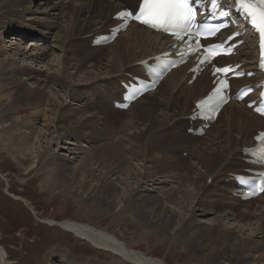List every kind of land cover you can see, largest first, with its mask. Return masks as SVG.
I'll use <instances>...</instances> for the list:
<instances>
[{
  "label": "bare ground",
  "instance_id": "1",
  "mask_svg": "<svg viewBox=\"0 0 264 264\" xmlns=\"http://www.w3.org/2000/svg\"><path fill=\"white\" fill-rule=\"evenodd\" d=\"M34 1L44 5L39 12L31 8ZM74 1L0 0V55H6L0 59V140L6 141V144H1L3 145L2 151L13 155L17 152L24 156L23 160L26 156H32L33 161L29 160L32 162L31 167L36 162L39 163V157L49 152L51 157L45 168L49 177L39 183L40 187L49 190L58 187L68 189L66 191L79 194L80 198L86 196L87 201H95L102 207L129 211L142 225L160 229L162 234H170V232L175 235L180 234L186 244L191 242L192 246L188 244L189 247L203 262H209L208 264H260L259 261L262 260L264 264V206L255 210H249L248 206V212L239 211L238 205L241 204L238 201L240 200L231 194L234 181L230 179V174H227V172L240 173L231 168L239 166L238 160L242 156L241 149L252 145V136L264 126L263 119L253 114L243 104L226 105L220 111L214 124L215 126L222 119L225 120V131L223 129L218 136V139L224 138L225 140H217L204 147L197 145L192 148L190 146L191 149L188 150L195 163L184 167L187 170L184 174V181L189 183L190 188L184 184H178V187H175L173 183L170 185L171 188L165 189L166 183L182 177L175 171H178V163L185 161L177 157L172 158L170 154L178 147L176 141L180 140L179 135H181L179 132L178 135L173 128L187 122L182 117L190 113L193 100L203 96L209 90L211 77L207 72H203L188 86L186 83L190 75L187 74L186 66L180 67L171 71L155 91L136 100L127 110L107 108L108 99L112 105V101L117 100L116 98L121 93V88L119 85L115 86V81L125 79V73L132 72V70L139 71L135 62L161 52L169 38L132 24L109 45L90 48L92 54L87 52L80 59H76L75 54L78 51L72 46L77 43V39L90 33L107 32V28L118 22L113 19V14L122 9L124 3L129 0H77L79 6H70V3ZM47 2H49V7L45 5ZM24 13H30L27 16H32L27 24L24 22V16H26ZM58 20L61 23H68L66 28L59 27L53 35L52 43L57 45L54 47H58L59 52L62 53V72L61 74H47L42 80L35 68L20 65V62L14 58L18 56V59L22 61L28 59L36 65H44L47 49L38 53L40 50L38 45L30 44L27 48V45L21 42L28 35V37H40L44 40L47 35L43 30L50 29ZM13 25L18 26V30H15L16 27ZM11 33L22 37L17 42L19 45H15L13 51L16 56L13 59L8 53L10 46L7 48L3 44L4 37ZM15 43L12 40L10 45ZM54 47L52 46L51 50ZM102 49H112L110 53L112 56L108 59L103 56L95 57L94 53ZM255 51V43L252 38H249L246 43L237 48V55L226 59L223 63L244 61L241 68L251 69ZM75 60L77 63L72 64ZM87 63H90V67L93 70L96 69V72L90 71L85 66ZM70 69L73 71L69 72ZM26 81H33L36 88L31 89ZM250 81L252 79L244 78L236 82L237 86H242ZM50 82L58 86L59 90L61 89L60 92H63L61 100V95L55 91L51 92V97L47 94L53 89ZM72 84L74 86L70 88ZM97 86L102 87L100 93L89 92L91 88ZM159 88H163L162 100H157L153 96ZM147 97L153 98L148 104L146 103L145 107L137 109V106ZM179 97H185L184 104L178 103ZM64 98L69 102H81L83 99L85 101L82 106L80 105V109L77 108L78 111L74 109L73 113H69L70 109L66 107ZM157 107L160 108L161 114L158 113L159 111L155 113ZM63 108L67 111V116L71 118L67 117L64 120L66 117L63 115ZM131 112L132 119L128 123L112 118L105 119L104 123L108 125L106 130H110V133H101L102 130L98 128L100 122L96 114L121 116ZM40 117L43 119L41 118V123L36 127ZM234 133L237 136H234ZM116 135H119V138L115 137ZM99 137H109V140L106 143L97 144L93 138ZM31 138L34 139V143L30 141ZM190 138L196 141L197 137ZM82 142L89 145L79 159L80 165L71 167L70 172H67L65 165L61 163L65 160H61L64 156L60 152L64 151L68 157L71 155L70 162L76 160L73 158L79 157L77 155L81 152L78 151L75 155L73 150L76 147L71 146L81 145L82 147ZM174 142L177 144H173ZM219 142L224 143V146H219L217 144ZM7 143L11 145L8 146ZM155 147H162L164 154L169 155V162H159L163 157L159 160L154 157L152 151ZM181 147L184 148V146ZM220 148L223 149L220 150ZM149 156L154 159L150 160ZM148 162L154 163L153 167L157 173L149 169ZM137 164L142 167L138 168ZM93 165L97 167L94 168ZM194 167L197 170L195 177L191 174ZM95 169H98L96 175ZM111 176L114 178H110ZM149 178L154 179L151 184H148ZM208 178L212 179L210 185L207 182ZM128 179L134 184L131 185L132 182ZM203 179L207 181L202 182ZM149 185L151 189L148 188ZM214 186L224 187L214 190ZM156 190L161 192L164 200L160 195L151 196L150 192ZM177 194L184 198L186 206L182 205L180 197H176ZM12 198L24 203L27 200L16 195ZM221 198L233 202L228 207V204ZM262 199H264V192L256 199L245 203L249 204ZM165 203L178 206L183 213L173 214ZM215 207L220 209L219 213H215ZM227 209L233 221L244 222L243 225L247 226L249 233L244 234L246 238H240L238 235L233 238L224 229L222 222H224L223 219H228ZM211 211L215 219L208 218L206 222L211 220L212 223L207 224L202 220L212 213ZM48 222L51 226L57 225L80 241L88 243L91 248L109 253L112 256L113 263L111 264H169L163 259L132 248L120 236L110 233L111 231L99 229L93 224L75 220H48ZM62 251L54 249L49 251L46 254L45 264H98L95 261L92 262V259L90 261L82 258L72 259ZM0 264H13L8 260L1 246Z\"/></svg>",
  "mask_w": 264,
  "mask_h": 264
},
{
  "label": "rangeland",
  "instance_id": "2",
  "mask_svg": "<svg viewBox=\"0 0 264 264\" xmlns=\"http://www.w3.org/2000/svg\"><path fill=\"white\" fill-rule=\"evenodd\" d=\"M138 0H129L124 3L123 6H132L135 7L136 3ZM51 2H56V0H51ZM75 5H74V4ZM38 4V1H34L31 4L32 10H37L39 12L40 9L44 7V5ZM45 5L49 7V2H47ZM33 6V7H32ZM42 6V7H41ZM70 6H79V1L75 0L74 2L70 3ZM39 7V8H38ZM26 16H24V22L27 24L29 22V18L32 16H27V14L30 13H24ZM39 14V13H38ZM27 20V21H26ZM56 22V21H54ZM52 23V22H51ZM59 23V24H58ZM64 24V25H63ZM64 26L65 28L68 27V23H61L60 20L57 21V23H53V26L47 30L44 29L43 32H46L47 38L44 40L40 37L37 38H32V37H25L22 39L20 36H16L15 33H11L4 37V42L3 44L9 48L10 50L8 53L10 54L9 56L15 57L14 55V48L16 47L15 45H19V39L23 42H21L23 45H27V48L30 46V44L38 45L40 50H38V53H40L43 49H47V57L45 59L44 65L38 64L36 65L35 63H32L31 60L25 59L22 61V59H18V56L15 57L17 62H20V65H27L30 68L36 70V72L40 75L41 79L50 73H56V74H61L62 72V65H61V54L58 50V47H54L57 45L52 44L55 33L58 31L59 27ZM13 27H16L15 30H18V26L13 25ZM42 29V28H40ZM33 32V31H32ZM19 35V33H17ZM14 35V36H13ZM52 35V37H51ZM92 35V34H91ZM16 37V38H14ZM20 37V38H18ZM90 35H84L77 39V43L72 46L73 49L78 51L75 54L76 59H80L81 56H83L85 53L87 54L91 52V49L89 47V40H90ZM15 39V40H14ZM18 39V40H17ZM36 39V40H35ZM48 39V40H47ZM16 42L13 45H10L12 42ZM31 41V42H30ZM25 42V44H24ZM36 43V44H35ZM40 43V45L38 44ZM21 45V47L23 46ZM51 45V46H50ZM54 47L51 50V47ZM50 47V48H49ZM79 49V50H78ZM75 51V52H76ZM101 51V53L99 52ZM81 52V53H80ZM112 52V49H102L96 51L94 53L95 57H106L108 59L112 55L110 54ZM79 54V56H78ZM82 54V55H81ZM6 55H0V59L4 58ZM20 60V61H19ZM27 60V61H26ZM106 61V60H104ZM26 62V63H25ZM77 61H72V64H76ZM48 64V65H47ZM136 64V62H135ZM90 63H87L85 66L90 69V71L96 72V69L93 70L92 67H90ZM136 66V65H135ZM73 69H70L69 72H72ZM134 71V73H133ZM35 72V71H34ZM132 74H137L138 71L132 70V72H129ZM127 73H125L126 75ZM28 86L31 89H35L36 85L32 83L31 81H26ZM67 84L69 83L66 80ZM51 84V82H50ZM49 84V85H50ZM188 86V82L186 83ZM52 85V84H51ZM119 85V80L117 79L115 81V86ZM32 86V87H31ZM73 84L70 86V88H73ZM114 86V87H115ZM52 90L48 92L47 94L51 97L52 93L51 92H57L61 96L60 100L63 97L62 91L60 92L58 86H51ZM99 88V89H98ZM48 89V88H47ZM102 87H95L91 88L89 92L92 93H100V90ZM68 90V89H67ZM97 90V91H96ZM59 91V92H58ZM162 93H161V92ZM54 96V95H53ZM65 96V94H64ZM155 96V99L157 100H162L163 96V88H159V90L153 95ZM57 98V97H56ZM153 97H147L145 98V101L140 103L137 106V109L140 107H145L146 103L148 104L149 100L152 99ZM184 98L185 97H179L178 98V103L179 104H184ZM58 99V98H57ZM65 99V98H64ZM68 99V98H67ZM118 99V98H117ZM59 100V101H60ZM85 99L81 100V102H75V101H68L65 99V105L67 108L70 110L69 113H73L74 109L77 110V108H81L82 104L84 103ZM60 103V102H59ZM68 104V105H67ZM60 105V104H59ZM81 105V106H80ZM107 108H111V103L110 100L108 99V102L106 103ZM63 115L66 117L64 120L67 119V114L66 110L63 108ZM159 111V112H158ZM158 112L161 114L160 108H156L155 113ZM157 113V114H158ZM158 114V115H160ZM99 117V122L100 125H98V128L102 130L101 133H110V130H106L108 125H105L104 121L105 119H116L124 123H128L132 119V112L131 113H125L124 115L121 116H114L111 114H105V113H100L96 114ZM110 116V117H109ZM185 117V116H184ZM182 117V119H184ZM43 117H40V121L38 124H36V127L41 123ZM71 118V117H68ZM185 120V119H184ZM223 121V122H222ZM222 121L218 122L215 126L214 125L207 131L205 138L203 137L202 140L201 137H197L196 141L194 139H191L190 137H194L190 134L186 133V127L187 123H184V125H178L176 128L174 127L173 130L179 135L180 140L174 142L173 144H177L178 147L175 148L170 154L172 158L177 157L178 159H185L183 163H178V171H175L178 175L182 176L179 178H175L173 182L166 183L165 184V189L171 188V184H175V187H178V184H184L190 188L189 183L187 181H184V174H186L187 170L184 168L187 165H194L195 160H192V155L190 154L191 147L193 148L194 146L201 145L202 147L204 146H209L212 144V142H216L217 140H225L223 139H218L219 133L224 129L225 126V120L222 119ZM221 123V124H220ZM219 124V126H218ZM215 127V128H214ZM140 128H143L140 126ZM162 130V129H161ZM212 130V131H211ZM106 131V132H105ZM138 130H136L137 132ZM164 131V130H162ZM225 131V129L223 130ZM222 131V132H223ZM133 132V130H132ZM179 132V133H178ZM212 133V134H211ZM103 135V134H102ZM234 136H237L235 133L233 134ZM189 138H188V137ZM115 137L119 138V135H116ZM182 137V138H181ZM208 137V138H207ZM103 140H101V139ZM187 138V139H186ZM216 138V139H215ZM97 144L102 143V142H107L109 140V137H99V138H93ZM2 140V139H1ZM0 140V246L4 249V251L7 254L8 260L13 263V264H45V258L46 254L49 251L54 250H63L65 254L69 255L72 259L74 258H82L85 261H95L98 264H111L112 262V256L107 253V252H101L99 250L93 249L90 247V245L84 241H80V239L76 238L74 235H72L69 232L64 231L57 225L51 226L48 222V220H56V221H63V220H75L79 222H85L89 224H93V226H96L99 229L111 231L110 233H114L117 236H120L127 244L132 246V248L142 251L144 253L150 254L152 257H157L160 259L165 260L166 263L169 264H208L207 262H203L202 260L199 259L198 255L196 253H193L192 249L189 247L192 246L191 242H188L187 244L185 243L186 241H183V237L180 234L175 235V233L171 234H162L161 230L155 229V228H150L147 226L142 225L134 216L131 214L129 211H120L117 208H106L102 207L100 205H97L95 201H87L86 196L80 198L81 196H78L79 194H73L70 193L69 191H66L68 189L64 188H56V189H45V187H40L39 183L45 179H48L49 174L47 173L46 165L47 161L49 160V157H51V154L48 152L47 155L44 156V154L39 157L38 162L35 163L34 166L31 167L30 161L32 160V156H29L24 158L23 160V155L19 154L16 152V155H13L12 153L9 154L7 152L2 151L3 149L2 146L6 144V141L3 139V141ZM44 141V139H42ZM192 140V141H190ZM31 142L34 143V139L30 140ZM5 142V143H4ZM199 143V144H198ZM210 143V144H209ZM3 144V145H1ZM172 144V145H173ZM219 146L224 143H217ZM8 145V143H7ZM6 145V149H7ZM11 144L9 143L8 146ZM38 145V144H37ZM88 143L82 142V147L76 145V146H71V147H76L73 150V153L76 154V152H81L79 157L73 158L76 160H72L71 162L69 161L70 158L72 157L71 155L68 157L66 154L63 152L61 160H65L63 165H65L67 172H70V168L73 166H79L80 161L79 159L83 156V154L86 152ZM181 146H184L181 147ZM191 146V147H190ZM85 147V148H84ZM186 147V148H185ZM157 149V150H156ZM223 148H220L222 150ZM54 150V149H53ZM52 150V152H53ZM186 150V151H185ZM238 150V149H237ZM154 157L158 160L160 159L159 162H169L168 157L166 154H164L162 147L160 148H153ZM159 155H158V153ZM238 153L240 152L239 150L237 151ZM50 155V156H49ZM162 155V156H161ZM16 156V157H13ZM152 156V155H151ZM149 156L150 160H153L154 158ZM190 156V157H189ZM189 157V158H188ZM28 158V159H27ZM66 158V159H64ZM17 159V160H16ZM72 159V158H71ZM241 159V160H240ZM21 160V161H20ZM23 160V161H22ZM30 160V161H29ZM79 161V162H78ZM27 162V163H26ZM194 162V163H193ZM239 166L237 168H231L233 171L237 172H242V169L246 166L244 162L242 161V158H239L238 160ZM29 163V164H28ZM65 163V164H64ZM78 163V164H76ZM136 163V162H135ZM134 163V164H135ZM40 164V165H39ZM141 165L143 163H140ZM30 165V166H29ZM149 169L153 170L156 172V169L153 167L154 163H149ZM25 166V167H24ZM29 166V167H27ZM136 166L142 167L139 164ZM27 167V168H26ZM93 167H97V165H93ZM181 167V168H180ZM33 169V170H32ZM142 171V169H139ZM28 171V172H27ZM46 171V172H45ZM196 168H192L191 174L193 177H195V172ZM95 175L98 173V169H95ZM157 173V172H156ZM226 174V173H225ZM229 175L230 172H227ZM47 175V176H46ZM110 175H108L109 177ZM110 178H114L111 176ZM125 178V177H123ZM149 183L151 184L154 179L149 178ZM183 180V181H182ZM203 179L202 182H204ZM129 182H132L131 185H133V181L128 179ZM207 181V180H206ZM212 179L208 178V185H210ZM183 185V186H184ZM120 186V185H119ZM224 187V186H220ZM220 187H215L214 190L220 188ZM149 189H151V186H148ZM180 190V188L178 189ZM150 192V191H149ZM212 192V191H211ZM151 196H156L160 195L163 197V200L165 199L164 196H162L161 192L159 190L150 192ZM20 196L23 200L28 203L17 201L13 199V196ZM178 195V196H177ZM176 197H180V202H182L183 206H186V201H184V198H181L180 194H177ZM68 198V199H67ZM222 199V198H221ZM86 200V201H85ZM223 202H226L228 204V207L231 205L233 201H226L224 198L222 199ZM229 202V203H228ZM94 203V204H93ZM241 205H238V210L239 211H246L248 212L249 210H255L256 208H260L261 206H264V199L262 200H256L253 201L252 203H245V202H239ZM167 204L168 208L170 211L173 212V214H181L183 213V210L179 208L178 206L174 204ZM206 207V205H204ZM249 206V210L247 207ZM99 207V208H98ZM214 208V207H213ZM216 208V207H215ZM230 209V208H228ZM226 210V213H229V210ZM118 210V211H117ZM214 211V210H213ZM212 213H209L204 221L207 224L212 223L211 220L215 219L214 215ZM215 213H219L220 209L215 210ZM120 212V213H118ZM122 212V213H121ZM129 212V213H128ZM107 213V214H106ZM222 214V213H221ZM220 214V216H221ZM228 219H223L224 222H222L224 229L227 231V233H230V236L235 237H240V238H246L244 234H248L249 231H247V226H244V222H237L233 221V218L228 214ZM117 217V218H116ZM210 218V222H206L207 219ZM231 220V221H230ZM230 221V222H229ZM225 223V224H224ZM238 223V224H237ZM202 225V223H200ZM226 225V226H225ZM230 225H233V227ZM240 225V226H239ZM198 226V225H197ZM227 228V229H226ZM229 228V229H228ZM195 229V228H194ZM237 229V230H236ZM244 230V231H243ZM247 232V233H246ZM238 235V236H237ZM172 236V237H171ZM245 236V237H244ZM180 237V238H179ZM189 244V245H188ZM40 258V259H39ZM155 260V259H154ZM260 264L263 263L262 260L259 261Z\"/></svg>",
  "mask_w": 264,
  "mask_h": 264
},
{
  "label": "snow or ice",
  "instance_id": "3",
  "mask_svg": "<svg viewBox=\"0 0 264 264\" xmlns=\"http://www.w3.org/2000/svg\"><path fill=\"white\" fill-rule=\"evenodd\" d=\"M201 2L202 0H141L138 11H122L117 13V18L124 21L133 18L152 28L163 29L166 32L171 31L172 35L183 39L182 33L189 32L196 24L198 10L192 7V4ZM235 3L247 13L261 37L264 38V0H235ZM211 6L213 9L219 7L217 0H211ZM210 31H219V26ZM216 47L220 46L206 49L204 61L215 54ZM216 71H227V69H216ZM227 87V82L222 81L211 95L198 103L197 107L203 108L206 105L218 104L223 100L221 92ZM257 111L264 114V109L257 108ZM256 139L261 142L258 150L264 157V133H261ZM261 190L264 191V188Z\"/></svg>",
  "mask_w": 264,
  "mask_h": 264
}]
</instances>
